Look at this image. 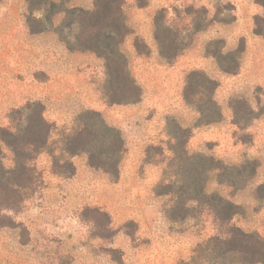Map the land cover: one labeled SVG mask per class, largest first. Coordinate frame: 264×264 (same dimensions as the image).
Here are the masks:
<instances>
[{
	"label": "rangeland",
	"instance_id": "obj_1",
	"mask_svg": "<svg viewBox=\"0 0 264 264\" xmlns=\"http://www.w3.org/2000/svg\"><path fill=\"white\" fill-rule=\"evenodd\" d=\"M263 3L0 0V264H264Z\"/></svg>",
	"mask_w": 264,
	"mask_h": 264
},
{
	"label": "trees",
	"instance_id": "obj_2",
	"mask_svg": "<svg viewBox=\"0 0 264 264\" xmlns=\"http://www.w3.org/2000/svg\"><path fill=\"white\" fill-rule=\"evenodd\" d=\"M263 7H264V3H263ZM80 26L86 27V25H80ZM91 26L92 25H87V27L89 28H91ZM257 32L260 33V31H257ZM83 45H84V49L94 50L90 42L85 43ZM98 55L102 56L100 53H98ZM119 56L118 57L120 58V61H121L120 69H121V72H123V77H124L122 80L123 82L121 84L122 86L127 85L128 88H132L135 91L134 94H137V87L135 86V84L133 83V81L127 74L126 61L120 53H119ZM105 57L107 59V56ZM136 98L137 97H134L131 101L133 102L136 101L137 100ZM34 110H35L33 112L34 114L31 113L27 116V122H26V127H25L26 130H29V129L35 130V134H34L35 136L30 137L31 139H28L29 141L28 144L34 147L31 149V152L32 151L35 152L38 149V147L44 146L45 142L47 141L49 131H50L49 125H51V123H48L43 116V113H42L43 107L38 105V106H35ZM94 115H99V114L94 113ZM83 117H84V113H83ZM83 117H82V114H79V116L77 117V119L80 120V123H76V125H79V127L71 133L72 135L71 139L69 138L66 139V142H67L66 147H65L66 151H68L71 155L77 154L78 152H81V151H85L88 153L87 161L90 166L104 168L106 171L110 172L112 175H117V172H118L117 154L122 153L125 147L124 139L121 136V133L116 127L114 128V126L107 124L101 117H99V120H98L99 126H101L102 129L104 130L102 134V140L104 141L103 143L104 145L101 146L99 151H96V149H99V146H97L96 144L98 140L95 134L92 133L93 131L91 129V126H94L96 124H89L88 122H85L84 124L83 119H81ZM43 128H44V131L42 130ZM85 133L86 135L89 134V136H91L92 139L88 138L86 140ZM98 153L104 155L105 156L104 158L107 161H105L104 163H102V161L95 162L93 158L99 159ZM107 164H110L111 168L105 167ZM68 165L70 167V171L65 172L63 174L71 175L74 173L75 168L73 164L71 165V163L69 162H68ZM6 184L7 186H9L8 183ZM228 205L229 207H231V204H228ZM250 250L253 254H255L256 252L259 251V248L256 247V244L254 242H252Z\"/></svg>",
	"mask_w": 264,
	"mask_h": 264
}]
</instances>
